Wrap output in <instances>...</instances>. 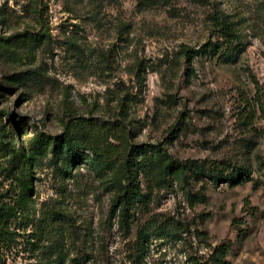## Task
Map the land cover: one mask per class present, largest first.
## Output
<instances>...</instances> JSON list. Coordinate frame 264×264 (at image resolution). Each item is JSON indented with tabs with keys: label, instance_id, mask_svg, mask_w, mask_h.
Segmentation results:
<instances>
[{
	"label": "rangeland",
	"instance_id": "1",
	"mask_svg": "<svg viewBox=\"0 0 264 264\" xmlns=\"http://www.w3.org/2000/svg\"><path fill=\"white\" fill-rule=\"evenodd\" d=\"M257 2L0 0V208L13 209L14 233L0 264H45L41 229L62 240L66 264H190V255L207 257L223 244L231 264H264V24ZM214 9L225 23L211 20ZM215 47H222L217 54ZM200 49L189 62L186 51ZM67 128L90 131L103 148L118 146L106 142L114 132L127 138L114 148L118 163L104 160L111 173L75 149L69 157L54 153ZM145 144L163 145L189 171L169 189L159 166L148 165L139 175L143 203L128 222L117 216L110 224L117 190L108 180L128 147ZM23 148L30 153L27 197L12 156ZM242 169L250 172L243 183L223 180ZM49 208L62 221L50 219ZM168 217L190 233L180 242L152 239L145 260L135 262L146 223Z\"/></svg>",
	"mask_w": 264,
	"mask_h": 264
},
{
	"label": "trees",
	"instance_id": "2",
	"mask_svg": "<svg viewBox=\"0 0 264 264\" xmlns=\"http://www.w3.org/2000/svg\"><path fill=\"white\" fill-rule=\"evenodd\" d=\"M202 3H207L208 0H198ZM256 14L264 24V0H258L256 6ZM211 20L214 23H225L224 17L218 10H213ZM217 27H219L217 25ZM229 32H231L229 30ZM226 34H228L226 32ZM38 35H35L37 39ZM222 47H219V49ZM215 47L216 54L219 51ZM202 53V50H188L186 51V58L189 62H193L194 59ZM1 122V121H0ZM6 135L3 125L0 123V139L2 144L5 142ZM60 142L56 144L54 148V153L64 154L69 157V154L73 153V150L82 152L83 156L88 160L92 157V166H97L102 174L111 173V164H105V159L111 157V163H118V150L120 146L123 147L124 144L127 145V138L124 140L118 133H113L106 142H109L112 138L118 143V146L109 144L107 147H102V145L93 141L92 136L89 132L82 131L78 135H74L67 128L64 133L58 137ZM126 143H125V142ZM104 142V144L106 143ZM103 144V143H102ZM103 144V146H104ZM7 147V145H6ZM118 149L117 151L115 149ZM122 149V148H121ZM13 159L17 161L19 159L20 164L15 165V169L18 172L15 174L17 182L20 184L21 194L27 197L28 193H31V185L27 182L29 179V160L30 153H27L25 149L21 150L18 154L13 149ZM74 163V161H72ZM148 165L159 166V177L160 182L164 184L166 188L173 189L175 181L181 180L183 176L187 174L189 168L187 165L182 164L179 160L175 159L169 151L163 147L161 144H148L142 146H131L128 147L123 157L121 158L119 168L115 170L112 177L108 180L110 183L108 187L111 191L117 190L114 202L112 203L109 223L116 219L117 216L120 217L122 223L128 222L132 217V212L136 204L143 203V192L141 189V184L139 180L140 172L143 171ZM28 169V170H27ZM250 177V172L242 169L238 173L233 174L232 177H226L223 180L225 182L231 183L232 186L243 183ZM212 182L215 185L220 184L222 178L212 177ZM26 204V200L24 202ZM5 209V207H3ZM0 208V250L1 248L10 246L14 241V233L8 231L9 228V216L11 214L12 208H6L4 211ZM49 214L50 219L62 221L64 215L60 211L49 208L46 211ZM48 217V218H49ZM190 233V228L184 222L176 220L175 218H163V219H153L146 223L145 227L140 233L139 239L133 248V256L135 262H143L147 257L150 250V243L152 239L164 240L168 242H180L184 239L185 235ZM38 241L40 242V248L38 251L42 252V262L45 264H66L70 259L66 253L65 245L59 238H54L53 233L49 230L41 229L38 236ZM230 248L228 245L223 244L216 246L211 253L206 256H189L190 264H231L228 260ZM87 258L75 259L73 264H82Z\"/></svg>",
	"mask_w": 264,
	"mask_h": 264
}]
</instances>
